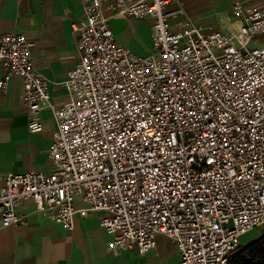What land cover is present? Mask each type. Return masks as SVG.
Returning <instances> with one entry per match:
<instances>
[{
	"label": "built area",
	"instance_id": "1",
	"mask_svg": "<svg viewBox=\"0 0 264 264\" xmlns=\"http://www.w3.org/2000/svg\"><path fill=\"white\" fill-rule=\"evenodd\" d=\"M177 1L82 0L84 18L72 25L77 63L59 108L34 70L32 43L0 35V95L20 78L28 131H42L47 108L57 126L47 173L3 178V226L27 224L17 208L32 199L72 231L81 198L102 213L111 251L144 255L163 235L179 264H229L248 232L264 231V44H254L264 7L235 3L241 25L230 35L190 21L173 28ZM118 15L152 19L151 53L116 43L109 20Z\"/></svg>",
	"mask_w": 264,
	"mask_h": 264
},
{
	"label": "crops",
	"instance_id": "2",
	"mask_svg": "<svg viewBox=\"0 0 264 264\" xmlns=\"http://www.w3.org/2000/svg\"><path fill=\"white\" fill-rule=\"evenodd\" d=\"M235 3L264 7V0H178L169 8L173 11L169 22L177 28L190 21L205 33L220 30L232 35L241 25L233 15ZM83 18L82 0H0V35L23 34L32 43L34 70L47 80L55 108L69 100L65 81L77 63L72 25ZM109 24L120 46L137 56L152 52L151 18L118 15ZM254 41L263 45L264 34ZM40 119L42 131L30 133L23 84L11 76L0 95V190L8 173L50 170L48 155L57 127L53 110H42ZM86 207L81 198L75 201L74 227L68 231L49 215L37 212L32 199L23 200L17 211L27 224L3 226L0 222V264H179L176 246L163 235L144 255L135 249L111 251V236L100 225L102 213L86 211Z\"/></svg>",
	"mask_w": 264,
	"mask_h": 264
},
{
	"label": "trees",
	"instance_id": "3",
	"mask_svg": "<svg viewBox=\"0 0 264 264\" xmlns=\"http://www.w3.org/2000/svg\"><path fill=\"white\" fill-rule=\"evenodd\" d=\"M229 264H264V236L251 246L241 249Z\"/></svg>",
	"mask_w": 264,
	"mask_h": 264
},
{
	"label": "rangeland",
	"instance_id": "4",
	"mask_svg": "<svg viewBox=\"0 0 264 264\" xmlns=\"http://www.w3.org/2000/svg\"><path fill=\"white\" fill-rule=\"evenodd\" d=\"M264 236L263 230H252L243 237L241 249L247 248Z\"/></svg>",
	"mask_w": 264,
	"mask_h": 264
}]
</instances>
